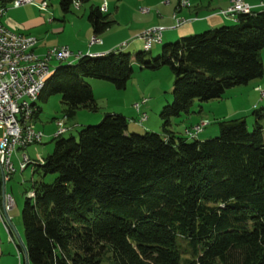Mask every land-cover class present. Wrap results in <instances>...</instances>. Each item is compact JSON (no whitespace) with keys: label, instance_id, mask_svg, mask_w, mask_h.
<instances>
[{"label":"trees","instance_id":"16d2710c","mask_svg":"<svg viewBox=\"0 0 264 264\" xmlns=\"http://www.w3.org/2000/svg\"><path fill=\"white\" fill-rule=\"evenodd\" d=\"M72 1L58 0L60 10ZM234 15L232 24L162 43L153 57L116 48L53 66L37 99L58 93L66 117L95 107L87 77L122 89L132 61L167 65L171 99L158 111L162 132H129L126 117L106 112L53 137L33 168L53 178L32 180L20 211L29 264H264V105L252 108L250 129L243 116L216 120L206 139L167 128L193 100L261 76L264 9ZM86 19L93 34L114 22L98 4Z\"/></svg>","mask_w":264,"mask_h":264},{"label":"rangeland","instance_id":"374dc122","mask_svg":"<svg viewBox=\"0 0 264 264\" xmlns=\"http://www.w3.org/2000/svg\"><path fill=\"white\" fill-rule=\"evenodd\" d=\"M154 1L157 3H152ZM178 1L179 0H115V5L118 6L117 13L113 16L112 13L113 8L110 7L109 16L114 20L116 19V21H138L136 15L138 16V14L140 13L139 12L140 8H143L145 10L144 12H141V14H145V15L153 14L155 18H157L159 14L161 15L168 14V16H170L172 10L174 11L175 14L176 13L180 14L179 13L180 10L186 11L189 8L191 9L195 6V3L197 2L195 1L194 3V1L186 0V4H183ZM45 2L47 5L46 8H48L50 11H53V9H55V11L58 12L59 14L57 16L58 19L60 18V15L65 14L67 16L73 15L75 17L82 16V19L86 20V13L88 11V6L90 4L96 5L99 2H101V0H86V1L78 2L77 7L71 4L69 10L66 12L60 10L58 5V0H45ZM203 2L204 0L201 1V5H203ZM210 2H212V0ZM243 2H245L248 5L249 11H251L250 5L244 0ZM230 3L231 0L229 1V4L223 9H226L230 5ZM5 4H7V6L10 5L8 0H5ZM110 6H112V4H110ZM175 6H176V10H175ZM174 13H172V17L174 18L175 22L178 23V21L179 22L183 21L182 18L175 17ZM67 16H65V21H70V19H68ZM153 25H157V24H153ZM70 34L71 32L67 35L68 38L71 37ZM174 40H176V38L164 42H171ZM162 43L156 44L159 46V49L158 51L152 53L151 55L152 57L158 54ZM144 44L142 43L143 49L147 50ZM120 45L121 44H119V46ZM124 48L125 46H123L121 50L125 51ZM262 49H264V47H262ZM259 57L262 61V66H263L261 76L253 78L245 84L235 85L226 88L221 95V99L218 98L207 101L193 100V102L189 106L188 112H182L177 116L170 117L169 125L167 126V128L171 129L172 131L175 130L176 132L178 131L180 132V129L185 124L188 126V128L184 129V133H186L185 130L190 129L191 125H194L196 123H201V121H205V124L198 131V137L188 136V138L206 139L213 137L214 135L217 134L218 129H217L216 120L221 118L233 117V116H243L247 128L250 129L254 119L251 113L252 104L254 103L256 107L264 105V96L260 97L259 92L257 90V87L264 90V50L259 51ZM75 60L76 59H74L71 63L75 62ZM57 62L58 61L56 60H52L50 64L56 65ZM64 62H66V60ZM131 67L132 70L129 75V78L126 81L124 88L118 90L120 91L118 92V94H112L108 98L107 95L110 93L101 94L102 92L100 93L99 91H95V96L93 97L95 107L93 109L79 107L75 109L77 116L73 115L74 118H72L73 116L70 117L65 116L62 122L63 125L67 126L68 128L65 131H63L61 135L62 136H66L68 134L75 135L77 129H79L82 125L96 124L97 122H99L101 117L107 112L106 110H108V108H113L115 105H118L120 107H114V108H121V104H124L125 106L128 104L130 105L131 108L132 107L131 104L134 101V97H133L134 95H137L135 100L141 97H146V102L140 105V110L145 112L146 119L143 120L141 123H138L135 119L134 120L127 119V123H128L127 131L129 132L134 131L139 133H142L144 130L162 132L161 119L158 116V111L162 106V104H164L166 101H169L171 99L170 91L173 81V74L169 70L167 65H161L157 68H141L135 61H132ZM97 79L99 81H102V83H106V84L108 83L110 87L116 89L111 82L104 79L102 80L100 78ZM35 100L36 103L41 107V109L36 117L31 114L30 118L28 119V122L33 128L35 129L39 128V130L41 129L43 131L42 132L43 136L41 137V140L39 142H32L22 148L21 147L15 148L14 151H17V153L19 154L18 156L20 157V154L22 152L25 153V155L29 159V162L25 165L24 168L18 169L17 167L18 161L16 164L14 162L15 161L14 157L10 156L9 159H11V161L13 162L15 169L9 175L8 179H2L4 192L10 193L13 198V204L10 208L6 209V214L9 221L11 222V224L14 226L15 230L19 234L21 240L23 234H22V226L20 220V211L24 201V196L25 195L27 196L26 192L30 188L29 187L30 182L32 180H41L43 182H50L53 178L52 173L41 174L38 170L34 171L33 170L34 164L40 162L38 161V157L41 158L42 160V157H44L47 153H49L52 150L53 137H54V134L52 133L54 131L52 132L50 131L51 126L49 125V123L52 121L55 123V127H54L55 130L57 125L55 122L56 118L62 117L64 113L63 111L64 105L60 101V95L58 93L50 94L44 100L37 98ZM209 101H219V104L215 106L216 104L214 102H209ZM199 106H201V110H198ZM130 110L134 111L135 109L132 107ZM15 116L16 118H18L19 117L18 113H16ZM53 116H57V117L53 118ZM75 119L78 120L77 122L80 124L73 125ZM42 124L43 126L41 127ZM144 126H150L153 129H145L146 127ZM1 131L2 129L0 128V134ZM175 131L173 132L176 133ZM48 132H50L51 135ZM176 134H180V133H176ZM185 135H189V134L186 133ZM0 185H1V176H0ZM0 216H1L0 264H25L20 244L17 242V239L12 234L11 230L10 232L7 231V226L9 227V225L5 222L3 213L2 214L0 213ZM100 264H108V262L106 261V257L102 258Z\"/></svg>","mask_w":264,"mask_h":264},{"label":"crops","instance_id":"0c3cea01","mask_svg":"<svg viewBox=\"0 0 264 264\" xmlns=\"http://www.w3.org/2000/svg\"><path fill=\"white\" fill-rule=\"evenodd\" d=\"M8 1L10 3L11 0ZM34 1L38 2L39 0H34ZM101 1L105 2L106 13L110 14L109 11L110 7L113 8L112 11L113 16L117 13L118 6L115 5V0H101ZM191 1H194V3L195 1H197L193 8L191 9L189 8L186 11L180 10L179 11L180 14L177 13L175 14L174 11L172 10L173 12L171 11L170 16H168V14H163V15L159 14V16L155 18L153 14H147V15L141 14L142 11H140L139 9L140 12L139 14L141 15L139 14L138 16L136 15L138 21H116V19L115 20L113 19L114 22L99 34L92 33L91 27L87 19L86 20L82 19V16L75 17L73 15L67 16L63 14L60 15V18L58 19L57 18V16L59 15L58 12L55 11V9H53V11H50L48 8H46L47 5L45 6L44 9H40L35 4L25 3L18 6H10V5L7 6V4H5V1L3 2L0 1V7L3 5L5 6L4 12L0 16V22L5 26H7L8 28L14 29L13 31L20 32L22 34L33 35L36 38V42L33 45L32 50L37 54H41L48 47L52 45L65 44L68 46V48L71 50L72 53L79 51L81 55L101 54L111 49H116V48L122 49L123 46H125L124 48L125 51H129V52L131 51V53L134 52L135 50H141L143 49L142 39L138 36V33L140 32L141 29L153 24L162 26L161 41L158 42V43H162L164 41L172 40L179 36L194 33L202 29L218 26L220 24H229L235 22L236 17L234 14L226 15V14H222L219 11L220 9L225 8L229 4L230 0H212V2H210L211 0H204L203 5H201L202 0H191ZM244 1H246L250 5V10L264 9V0H244ZM152 3H157V2L154 1ZM110 4H112V6H110ZM175 10H176V6H175ZM172 13H174L175 17L182 18L183 21L180 22L178 21V23L175 22L174 18L172 17ZM65 16H67V18L70 19V21H65ZM70 32H71L70 34L71 37L68 38L67 35ZM91 35H95L96 39L98 40L89 42V38L91 37ZM121 43L124 44L121 47H119V44ZM158 43H151L149 48L146 43L143 44L145 45V48L147 49L149 55H152L153 52L158 51L159 46L156 45ZM260 50L263 51L264 49L261 48ZM68 59L70 60V62H72L74 59L77 58H75L73 54H71L69 55ZM86 80L91 87L93 97L95 96V91H99L100 93L102 92L101 94L110 93L107 95L108 98L112 94H118V92H120L118 91L119 89L117 88L113 89V87H110L108 83L107 84L102 83V81H99L97 78L87 77ZM136 96L137 95L133 96L134 97L133 103L140 99L138 98L137 100H135ZM219 99H221V97H219ZM209 102H214L216 104L215 106L219 104V101H209ZM140 105H139V110H140ZM114 107H120V106L115 105ZM114 107L108 108V110L106 111L109 113H121L124 117L130 120H134V119L136 120L138 116V112L135 110H134L135 112L131 111L130 109L133 106L130 108V105L128 104L126 106L124 104H121V108H114ZM253 107H256L254 103L252 104V108ZM198 110H201V106H199ZM75 115L76 112L74 113V116ZM74 116L72 118H74ZM55 117L57 116H53V118ZM76 119L74 120L73 125L80 124L77 122L78 120ZM49 125L51 126L50 131L51 132L54 131L55 123L52 121L49 123ZM42 126L43 124L41 125V127ZM127 127H128V123H127ZM144 127H146L145 129H153L150 126H144ZM185 128H188V126L184 124L180 129V132L179 131L176 132L175 130L173 131L183 135L185 134L184 133ZM40 131L43 132L41 129ZM194 137H198V132L194 135ZM18 155L19 154L17 153V151H14L11 155V157L12 156L14 157L15 160L14 162L16 164L19 157ZM0 213L2 214L1 205H0Z\"/></svg>","mask_w":264,"mask_h":264},{"label":"built area","instance_id":"2783aa9c","mask_svg":"<svg viewBox=\"0 0 264 264\" xmlns=\"http://www.w3.org/2000/svg\"><path fill=\"white\" fill-rule=\"evenodd\" d=\"M178 2L186 4V0ZM35 4L38 8L44 9L46 2L44 0H11V6L21 4ZM72 4L77 7L78 0H73ZM5 6L0 7V16L4 12ZM98 10L104 12L105 2L98 4ZM140 11L144 12L143 8ZM248 5L243 0H231L230 5L226 9L220 10L222 14L232 15L236 12H248ZM162 27L159 25H151L142 29L138 36L142 39V43H146L148 48L151 43H156L161 38ZM94 35L89 38V42L96 41ZM36 42V38L30 34H22L8 29L0 22V155L4 150H11V155L15 149H10V140H17V147H24L32 142H39L42 132L39 129H29L28 119L34 110L31 101V92L35 82H39L42 77L53 66L50 64L52 60L62 62L69 60V55L73 54L75 58L79 57V51L72 53L67 45H52L41 54L33 52L32 47ZM124 43H121V47ZM260 97L264 96V90L257 87ZM146 101V97H141L132 104L135 111L138 112L136 121L141 123L146 118L144 111L139 110V105ZM19 117L16 118L15 114ZM65 115L56 118V128L52 134H61L68 127L63 125ZM16 123H23L25 128V136L17 137L15 132ZM205 121L196 123L190 129H186V133L196 134ZM185 133V134H186ZM188 136V135H187ZM38 161L40 158L38 157ZM29 162L25 153H21L18 160V169H22ZM3 172V179H8L9 175L14 171L15 167L11 161L7 164H0ZM5 208H10L13 204V198L10 193L3 194Z\"/></svg>","mask_w":264,"mask_h":264},{"label":"bare ground","instance_id":"6f19581e","mask_svg":"<svg viewBox=\"0 0 264 264\" xmlns=\"http://www.w3.org/2000/svg\"><path fill=\"white\" fill-rule=\"evenodd\" d=\"M94 39H96V37H94ZM160 41H161V38L157 42H160ZM80 55L81 54L79 53V56ZM64 61H62V63H65ZM66 63H70V60H66ZM53 66H51L49 68V71L47 73H45V75L42 77V79L39 82H35V84L33 86V90L31 92V101L32 102L36 103V100L35 99L37 98V94L39 93V90H42L41 87L43 85V81H45L44 79L50 73V71L53 70L52 69ZM29 129H34V128L29 124ZM15 132H16V136L17 137H24L25 136V128L23 126V123H16V125H15ZM194 135L195 134H190L188 136H194ZM54 136H57V134H54ZM16 147H17V140H10V149H15ZM10 156H11V150H4L3 153H2V155H0V164H7V161L10 160L9 159ZM40 162H41V160H40Z\"/></svg>","mask_w":264,"mask_h":264},{"label":"water","instance_id":"95a60500","mask_svg":"<svg viewBox=\"0 0 264 264\" xmlns=\"http://www.w3.org/2000/svg\"><path fill=\"white\" fill-rule=\"evenodd\" d=\"M0 176H1V185H0V205H1V209H2V213H3V217L5 222L9 225L10 230L12 232V234L15 236V238L17 239V242L20 244L21 249H22V253H23V259H24V263L25 264H29L28 262V258H27V254H26V249L24 246L23 241L21 240L19 234L17 233V231L15 230L14 226L11 224V222L9 221L7 214H6V208H5V204H4V200H3V194H4V189H3V184H2V179H3V172L2 169L0 167Z\"/></svg>","mask_w":264,"mask_h":264}]
</instances>
